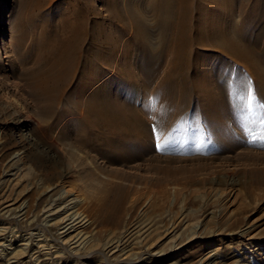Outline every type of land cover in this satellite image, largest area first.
<instances>
[{
  "label": "rangeland",
  "instance_id": "rangeland-1",
  "mask_svg": "<svg viewBox=\"0 0 264 264\" xmlns=\"http://www.w3.org/2000/svg\"><path fill=\"white\" fill-rule=\"evenodd\" d=\"M226 1L194 0L183 40L191 52L171 76L174 2L153 0L148 14L150 0H0V264H264V140L245 132L231 95L246 75L264 102V82L217 51ZM161 4L165 20L157 16ZM238 4L245 6V38L257 40L251 50L264 64V0ZM105 33L119 44L118 54L105 46ZM74 34L83 38L74 78L58 103L39 104L28 80L55 58L48 48ZM107 66L100 82L110 83L100 98L120 99L125 117L107 104L99 119L106 126L82 131L75 104L87 98L90 71L97 77ZM115 69L120 77L112 76ZM249 119L250 131L259 132L264 110L254 109ZM74 150L83 165L72 159ZM64 190L108 203L106 210L99 202L80 209L94 221L81 230L93 239L83 249L76 247L77 232L65 238L46 212L62 203L56 200ZM175 226L176 243L166 234Z\"/></svg>",
  "mask_w": 264,
  "mask_h": 264
},
{
  "label": "bare ground",
  "instance_id": "bare-ground-1",
  "mask_svg": "<svg viewBox=\"0 0 264 264\" xmlns=\"http://www.w3.org/2000/svg\"><path fill=\"white\" fill-rule=\"evenodd\" d=\"M159 1V0H158ZM162 1V0H161ZM216 0H214L215 2ZM237 0H230L229 2L224 3L226 4V6L228 5V8H227V11L229 13H227L229 15L228 17V23H227V28L225 30V32H221L219 34H217L215 37V42L218 44L219 48L220 49H223L221 51L217 50L219 53H221V57H223L224 55L227 56L228 58L230 59H234L236 60L237 62H239L241 64V66L243 68H247L255 77L256 81L263 84L264 82V64L262 63V60L259 58V56H257L253 51L251 50L252 48L255 47L256 45V41H247L246 38H245V35H244V27H245V20L246 18H244V15L242 14V11L244 10V7L242 4H238V3H241L243 0H238V3H236ZM155 2V0H154ZM171 2H174L176 3V8L173 7L172 8V11H170V16L171 14L175 17H177V24L175 25L176 27V31H175V35H174V40L175 42H173L174 44V47H175V50H174V58L171 59V76H172V71L174 69V65L177 66L178 63H180V61L182 59H184V55L187 57L190 55L189 51L191 52V49L188 48V45H186L185 47L183 46V40H185L188 35H189V28H190V22H191V9H193V3H194V0H169V4ZM261 2V0H260ZM157 3V1H156ZM173 3V4H174ZM122 5V4H121ZM152 5H153V0H150L149 2V5H148V14H150L152 12ZM158 5V4H157ZM175 5V4H174ZM238 5V6H237ZM194 6H197V5H194ZM261 7V5L259 6ZM224 8V7H223ZM225 9V8H224ZM195 10V9H194ZM261 10V8H260ZM146 11V9H145ZM144 11V12H145ZM158 11V14L157 16H159V18L161 20H165L163 19L164 16L162 15L163 14V8H162V4H161V8H159ZM226 14V13H225ZM154 15V14H153ZM156 15V14H155ZM5 16V15H3ZM138 16V15H137ZM172 16V17H173ZM198 16V15H197ZM243 16V17H242ZM139 18L140 17H143L144 16L142 14H140V16H138ZM239 17V18H238ZM145 19V18H144ZM227 19V18H226ZM143 20V19H142ZM147 20V19H146ZM141 21V20H140ZM174 21V20H173ZM165 21H163L162 23H164ZM168 22H170L168 20ZM194 22V21H193ZM174 23V22H173ZM141 24V23H140ZM8 25L7 21L4 20L3 18V22H1V26L2 27H6ZM144 25H145V22H144ZM162 25V24H161ZM170 25V24H169ZM169 25L168 27L166 26V29L169 28ZM124 26V25H123ZM140 26V25H139ZM165 26V25H163ZM172 26V25H171ZM225 26V27H226ZM127 27V26H125ZM161 27V26H160ZM172 28V27H170ZM175 29V28H174ZM163 30V28H162ZM170 30V29H169ZM95 31V30H94ZM127 31V30H126ZM168 30H166L167 32ZM3 30H1V34H2ZM93 32V31H92ZM125 32V31H124ZM169 32V31H168ZM167 32V33H168ZM220 32V31H219ZM6 33V28H4V32H3V36L5 35ZM171 33V32H170ZM76 36V38H67V36L65 38L62 39V41L57 44L56 46L54 45H51L50 46V50L48 48V51L50 52V54L53 55V57L55 56V58H53V61H48V64L46 66L45 69L41 70V71H38L36 73H34L31 76H29V80H28V84H27V88H28V91L34 96V99L36 102H38L39 104H50V105H55L56 103L59 102V100L65 96L66 94V90L67 88L69 87L71 81L73 80L74 78V75L75 73L73 72L74 71V68H75V64L78 60V52H79V49H80V46L81 44L83 43V38L80 37L78 34H74ZM167 35V34H166ZM194 35V34H193ZM105 46L107 47V49H111L112 52L114 51L115 53L118 52V50L120 49V46L119 44L116 42H113L112 39H110V36L106 35L105 33ZM69 37V35H68ZM119 37V36H118ZM121 37V36H120ZM119 37V38H120ZM118 40H121L119 39ZM173 38V37H172ZM4 40V38H2ZM171 39V38H170ZM210 39V38H209ZM172 40V39H171ZM224 40H227V45H225L226 43L224 42ZM96 41V40H95ZM212 41V40H211ZM103 43V42H102ZM225 43V44H224ZM253 43V44H252ZM52 44V43H51ZM100 44V43H99ZM252 45H254L252 47ZM223 46H226V50H224V47ZM48 47V46H47ZM172 47V45H171ZM170 48V47H169ZM215 48V47H214ZM0 49L2 51V47H1V43H0ZM81 50V49H80ZM102 50V49H101ZM103 51V50H102ZM172 51V50H171ZM256 51V50H255ZM97 52H99L97 50ZM189 53V55H188ZM49 54V55H50ZM107 54V53H106ZM118 54V53H117ZM192 54V53H191ZM51 55V56H52ZM200 55V54H198ZM125 56V55H124ZM112 57V56H111ZM102 58V57H101ZM127 58V57H126ZM189 58V57H188ZM225 58V57H224ZM3 59L0 55V60H1V63H3ZM223 59V58H222ZM101 60V59H100ZM107 60V59H106ZM111 60V59H110ZM192 60V59H191ZM79 61V60H78ZM105 61V60H104ZM119 61V60H118ZM121 61V60H120ZM189 62V61H188ZM236 62V63H237ZM190 63V62H189ZM111 64V62H110ZM105 65V64H104ZM107 65V64H106ZM179 65V64H178ZM182 66V65H181ZM179 68V66H177ZM189 67V66H188ZM108 68V69H107ZM106 70L105 68L101 69V70H97V72L99 73V75L96 77L95 74L93 72L90 71V74H89V78L90 80L88 85H87V92H88V95H87V98L82 102V101H78V103L75 104V108L79 109L80 110V116H79V123L81 124L80 126H82L83 128L81 129L82 131H85V130H88V131H94V129L96 127H99L100 125L103 126V128L106 126H104L103 123H106V120L105 122L102 123V120H99L101 116H103V113L107 108L106 107H112L113 110L117 113V115H121V118L125 117L124 114L126 112V109L125 107H123V104H121V100L120 99H117V98H111V104L110 103H107L105 102L104 100H102L100 97H101V94L99 89H101V87L104 85H107L109 82V78L105 79V81L103 80V82H100L104 77H106L107 75V71L110 70V67L107 66ZM181 68V67H180ZM184 68V67H183ZM113 69V68H112ZM119 69V68H117ZM91 70V69H90ZM116 70V69H115ZM176 71V70H175ZM87 72V71H86ZM119 72V73H118ZM121 74V71H114V74L112 76H114L115 78L117 77H120L118 74ZM179 73V72H178ZM177 73V74H178ZM198 73V72H197ZM88 75V73H87ZM110 75V74H109ZM197 76V74H196ZM108 77V76H107ZM200 76H198V79L200 80L199 78ZM170 78L167 77V79ZM197 79V81H199ZM169 80V79H168ZM218 81H220L218 79ZM221 82V81H220ZM210 83V82H209ZM221 84V83H220ZM219 83H217V87L219 89V91H221V97H224V94L221 90L222 86L220 85ZM103 86V87H104ZM203 86V85H202ZM201 86V87H202ZM93 87H95L96 89L95 90H92ZM108 87V86H107ZM165 87V86H164ZM210 87V86H209ZM213 87V86H212ZM200 88V87H199ZM198 88V89H199ZM203 88V87H202ZM91 89V90H90ZM103 89V88H102ZM104 89H106L104 87ZM201 89V88H200ZM205 89V88H204ZM217 89V91H218ZM112 90V89H111ZM202 91V89H201ZM211 91V90H210ZM213 91V90H212ZM160 92V91H159ZM104 93V91H103ZM102 93V94H103ZM86 94V93H85ZM105 94V93H104ZM81 95V94H80ZM83 95V94H82ZM158 95V94H157ZM164 95V94H163ZM162 95V96H163ZM219 95V96H220ZM116 96V95H115ZM119 96V95H118ZM160 96V95H159ZM208 96V95H207ZM215 96V95H214ZM218 96V97H219ZM97 97V98H96ZM104 99V98H103ZM107 99V98H105ZM160 99V97H159ZM219 99V98H218ZM220 99H223V98H220ZM82 100V98H81ZM163 100V99H162ZM225 100V99H224ZM108 101V100H107ZM212 102V101H211ZM209 103V102H208ZM223 103V102H222ZM108 104V106H107ZM169 102H167V106H169ZM111 108V109H112ZM171 108V107H170ZM111 110V111H113ZM132 111V110H131ZM114 112V113H115ZM108 113V112H107ZM135 113V112H134ZM94 116V118H91L92 115ZM207 114V113H206ZM209 114V113H208ZM111 115V113H109V116ZM92 116V117H93ZM112 116V115H111ZM115 115H113L114 117ZM123 116V117H122ZM105 117V116H104ZM118 117V116H117ZM129 117V116H128ZM120 118V119H121ZM133 118V117H132ZM115 119V118H114ZM126 119V118H124ZM108 120V119H107ZM76 121V120H75ZM101 121V122H100ZM114 121V120H113ZM116 121H117V118H116ZM120 121V120H119ZM124 122V121H123ZM127 122V121H126ZM77 123V122H76ZM76 123H75V126H76ZM108 123L109 120H108ZM118 123V121H117ZM107 124V123H106ZM127 124V123H126ZM137 124V123H136ZM110 125V124H108ZM122 125V123L120 124ZM78 126V124H77ZM117 126V124H116ZM139 126V125H138ZM101 128V127H99ZM108 128V127H107ZM118 128V126H117ZM114 129V128H113ZM120 129V128H119ZM141 129V128H140ZM111 130V129H110ZM142 130V129H141ZM75 131V130H74ZM98 131V129L96 130ZM101 131V130H100ZM103 131V129H102ZM107 131V130H106ZM113 131V130H112ZM117 131V130H116ZM76 132V131H75ZM99 132V131H98ZM108 132V131H107ZM142 132V131H141ZM91 133V132H90ZM98 134V133H97ZM118 134V133H117ZM152 134V133H151ZM124 135V134H123ZM63 136V135H62ZM108 136V135H107ZM107 136H104V137H107ZM125 136V135H124ZM76 138L78 137L75 136ZM91 137V136H90ZM103 138V136H101ZM100 138V139H102ZM108 138V137H107ZM142 138V137H141ZM70 139V138H69ZM72 139V138H71ZM79 139V138H78ZM85 138L81 139L84 140ZM95 139V138H94ZM118 139V138H117ZM116 139V140H117ZM120 139V138H119ZM97 140V139H96ZM99 140V139H98ZM109 140V139H108ZM113 140V139H112ZM121 140V139H120ZM94 142V141H92ZM91 142V143H92ZM105 143V142H104ZM119 143V142H118ZM95 144V143H94ZM96 144H97V141H96ZM103 144L100 143V145ZM89 145V144H88ZM91 145V144H90ZM95 146V145H94ZM96 147V146H95ZM99 147V146H98ZM115 148V147H114ZM78 150V149H76ZM81 151V150H80ZM115 151V149H114ZM73 152H76L77 155H72V159L74 161H76L78 158H79V161L80 163H82V165L84 164L83 161L81 160V153L78 152V151H73ZM78 152V153H77ZM104 152V151H103ZM80 153V154H79ZM125 153V152H124ZM73 154V153H71ZM114 155V154H113ZM70 157V158H71ZM118 158V157H117ZM89 159V158H88ZM78 164V163H77ZM99 167V166H98ZM85 168V167H84ZM101 169V168H100ZM65 188V187H64ZM112 189V188H111ZM63 190V189H62ZM91 190V189H90ZM48 192V191H47ZM110 192V191H109ZM98 193V192H97ZM103 193V192H102ZM72 193H70L68 190L67 191H61L59 192V195L57 197V200L56 201H61L62 203L60 205H55V204H52L50 206L47 207V213L49 214L48 218H52L54 217L53 220H58L57 223H59V225L62 228L63 232H62V235L66 237H69L70 234L72 233H75L77 232V236L76 238H78L77 240H75V244H76V247L77 248H80V249H83L87 246V244H89V242L91 241L92 239V236H88L87 235H84L82 234L83 231H81L83 229V227L90 222L89 225H91V221H92V218L93 217H90L88 216L87 214L85 215V212L84 211H80V209H82L84 207V205H86V203H90L92 205H95L99 204L100 208H102L103 206V210L104 208L108 205L107 201L104 200L103 202L102 201H99L98 199H95V198H90V197H86V199H82L80 198V196H75V197H72ZM108 196H109V193H108ZM83 197V196H82ZM115 197V196H114ZM111 198V197H109ZM119 201V198L117 199ZM111 201V200H110ZM117 201V202H118ZM113 202L114 199H113ZM26 203V202H24ZM59 203V202H58ZM57 203V204H58ZM102 203V204H101ZM121 203V202H120ZM119 203V206H121ZM89 204V205H90ZM97 204V205H98ZM107 204V205H106ZM111 205V204H110ZM113 205V204H112ZM46 206V205H45ZM88 206V205H86ZM96 206V205H95ZM94 206V207H95ZM98 206V207H99ZM119 206H117V204L114 206H112L115 211H118L119 210ZM22 207V206H21ZM91 207V206H90ZM110 207V206H109ZM111 207V208H112ZM46 208V207H45ZM85 208V207H84ZM88 208V207H87ZM86 208V209H87ZM92 208V207H91ZM112 208V209H113ZM108 209V208H107ZM111 209V210H112ZM26 210V209H25ZM44 210V209H43ZM84 210V209H83ZM92 210V209H91ZM106 210V208H105ZM19 211V209H18ZM90 211V210H89ZM88 212V211H87ZM93 212H94V209H93ZM96 212H97V215L95 216H98L99 215V211L96 209ZM104 212V211H103ZM108 213V211H105ZM110 212V211H109ZM114 212V210L112 211ZM21 214V213H20ZM90 214V213H89ZM102 214V213H100ZM94 215V213H93ZM108 215H110L108 213ZM92 216V215H91ZM100 216V215H99ZM105 216V215H104ZM116 216V215H115ZM47 217V216H46ZM98 218V217H97ZM110 218V217H109ZM113 217H111L112 219ZM102 219V218H101ZM105 219V218H104ZM120 219V218H119ZM52 220V219H51ZM94 220V219H93ZM96 220V218H95ZM116 220V219H115ZM101 222V220H98ZM183 222V224L185 223V218H183V220H181ZM47 222V221H46ZM49 222V220H48ZM94 222V221H92ZM104 222V221H103ZM102 222V223H103ZM99 223V222H98ZM110 223V222H108ZM101 224V223H100ZM58 226V225H57ZM88 226V225H87ZM97 226V225H96ZM179 231V227L175 226L173 228H169L167 229L166 231V234L167 237H172V238H175L173 239L174 241L172 242H175L176 243V235H177V232ZM128 232V231H127ZM139 232V231H138ZM1 233V232H0ZM130 233V232H129ZM143 235V234H142ZM128 236L125 235L123 236L124 238ZM142 237V236H141ZM123 238H119L117 241L118 242H113L111 244V246L113 245H116L118 243H120V241L122 240ZM141 239V238H140ZM46 240V239H45ZM93 240V239H92ZM24 241V240H23ZM140 241H143V240H140ZM147 243V242H146ZM64 244V243H63ZM121 244V243H120ZM4 245V244H3ZM26 245V244H24ZM28 245V244H27ZM23 246V245H22ZM37 246V244H36ZM39 246V245H38ZM37 246V247H38ZM119 246H117L118 248ZM176 247V245L174 246ZM173 247V248H174ZM24 248V247H23ZM22 248V249H23ZM28 248V247H27ZM39 248V247H38ZM112 248V247H111ZM114 248V247H113ZM172 248V249H173ZM171 249V250H172ZM176 249V248H175ZM174 250V249H173ZM22 251V250H21ZM27 253V252H26ZM37 254V253H36ZM157 255V254H156ZM159 256H163L165 255L164 252L160 251L158 253ZM51 256V255H50ZM127 262V260H125ZM130 261V260H129ZM132 261V260H131ZM125 262V264H126ZM135 264H138L139 263V259L135 260Z\"/></svg>",
  "mask_w": 264,
  "mask_h": 264
},
{
  "label": "snow or ice",
  "instance_id": "snow-or-ice-1",
  "mask_svg": "<svg viewBox=\"0 0 264 264\" xmlns=\"http://www.w3.org/2000/svg\"><path fill=\"white\" fill-rule=\"evenodd\" d=\"M233 76L235 77V73H233ZM231 95L232 106L236 110L241 126L245 132L252 136V141H255L257 138L264 140V120H261L259 123L261 129L259 132L253 133L250 131V123L254 121H250L249 118L254 115V109L264 110V102L257 100L250 78L244 75L235 80ZM154 106L155 98H152L149 101V107L154 108ZM153 131L154 133L156 131L155 125L153 126ZM155 146L157 150H160L162 147L159 135L156 136Z\"/></svg>",
  "mask_w": 264,
  "mask_h": 264
}]
</instances>
